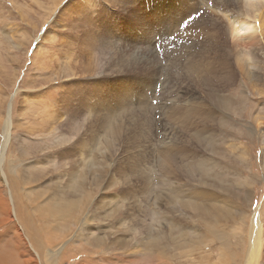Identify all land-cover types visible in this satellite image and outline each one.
<instances>
[{"label": "rangeland", "instance_id": "374dc122", "mask_svg": "<svg viewBox=\"0 0 264 264\" xmlns=\"http://www.w3.org/2000/svg\"><path fill=\"white\" fill-rule=\"evenodd\" d=\"M193 2L176 21L183 10L170 0H0V264H244L239 212L260 220L264 264V41L234 31L242 0ZM248 52L258 82L237 62ZM219 60L235 74L204 85L220 76ZM198 62L218 74L191 70ZM170 142L199 152L210 179L183 181L189 154L163 177ZM200 189L221 203L215 220L204 217L207 200L198 212L179 206ZM80 199L75 226L74 214L51 210ZM208 222L223 245L216 235L198 242Z\"/></svg>", "mask_w": 264, "mask_h": 264}, {"label": "bare ground", "instance_id": "6f19581e", "mask_svg": "<svg viewBox=\"0 0 264 264\" xmlns=\"http://www.w3.org/2000/svg\"><path fill=\"white\" fill-rule=\"evenodd\" d=\"M179 1L178 2L176 1L177 2L176 3V2H173V0H170V5L174 4L173 6H179V8L182 7L181 10H183V14H180V16L177 15L178 19L176 18L177 19L176 21H181L183 18L184 19L188 18V16H187L188 13L192 12L196 8L193 0H181L180 2ZM209 1L213 2L214 5H218L220 7H228V6L235 7V5L238 2H240V0L238 2H235L234 0H209ZM242 2H243V5H245L244 8L246 10V14H245V16H243L244 19H239V20H236V19L232 20L231 19L232 24L234 26L233 27L234 31H238L239 33H242L241 35H248L249 34L248 36H245V39L247 38L249 41L256 39L257 42H259V41L263 42L264 38L262 36V31H261L262 25H258V23H259V21H261L264 18V0H261V2H260V0H252V1L242 0ZM201 18L202 17L198 18V20H196V23H200ZM259 24H261V23H259ZM219 33H220V29L216 28V32L214 35L218 37ZM263 44H264V42H263ZM263 48H264V46H263ZM263 54H264V50H263ZM228 57H229V55H228ZM237 57H238L237 62L241 66V69L246 72L247 77L250 80L258 82L259 81L258 78H261L262 75L260 77L259 74H257L256 71H253V70L254 69L255 70L260 69L259 60L256 59L255 57H253L252 52H248L247 55H242V54L237 55ZM244 58H246L249 61L248 64H245L243 62ZM188 60H190V59H188ZM190 61H191V63L193 62L192 60H190ZM220 61L221 60H219V62ZM216 63H217V61H216ZM231 64L232 63H227L225 60H224V63L220 62V64H219V68L221 70V72L219 73L220 76L214 77V78H207L206 80H202L203 84L204 85L205 84L213 85L212 81L214 82V80L215 81L217 80L218 81L217 83H220V84L223 83V85L227 84L230 80V77L235 74V71L233 70V65H231ZM211 66H210V62H208V63L198 62L197 66H193L192 64H190L191 70H195L198 72H204L208 76H210L212 74H218V72L213 70V68ZM225 70H227V72H225ZM77 96H78V94H77ZM213 96H215V94H213ZM74 102H75V100H74ZM80 103H83V100H81ZM10 108H11V104H9V106L7 108V110H8L7 114L10 113ZM209 117L212 118L211 116H209ZM258 118H260V117L258 116ZM176 119L177 118H175V120ZM179 125L181 127L188 128L189 133H190V131H193V130L195 131L194 135H196L198 133L197 126L195 125V123L192 122V120L190 118H179ZM258 125H260V124H258ZM1 126H2V124H1ZM0 129H1V127H0ZM67 129H69V127ZM71 131H75V129L71 128L69 132H71ZM104 133L112 135V136H114L116 134V132L114 130H111V129L104 131ZM6 144H7V140H4L3 141V147ZM170 144H169V146H166V144H164L165 145L164 151H162V161H161V164H159V170H160V173L162 174V176L170 179V177H168V173L171 170V166H169V164H172V166H176L178 164L177 160L180 157H182L185 154H189L190 155L189 160H192V164L194 165V167L190 168L189 165L187 166V172L184 170L185 178L183 181L192 182V183L196 182L197 185L198 184L203 185L205 182H207V177L208 178L210 177L209 173L211 172V169L209 168V166L207 164V160L205 158H203L202 156L199 157V155L197 154L199 152H197V151H194V150H185L184 151L183 146H182V148H178L175 145H172L173 143L170 142ZM2 160L3 159L0 160V165H1ZM183 165H182V167H183ZM163 172H164V174H163ZM147 180L144 181V183H145L144 186H147V184H148ZM248 192H250V191H248ZM200 200H207L208 201V208H207L206 212L204 213V217L206 218L207 216H210L211 218H209V219L215 220V216L218 215L217 209L219 207H221V203L218 200V197L216 195H214L213 193L205 192V190L202 189L199 192H192V193H189L188 195L178 199L180 207L188 208L194 212H198V211H201L204 209L199 204ZM55 201L56 202H52L50 205L52 212L55 214H58L60 217L65 216L67 218H71V215H73V214L75 215V213H73V211L71 210L72 207H75L77 204H83L84 203L83 199L78 200L75 204L73 203V200H64V201L55 200ZM45 209H47V208H45ZM238 215L239 216H236V218H240L241 223L242 222L247 223L245 236L243 237V239H244L243 241L245 242V248H244V250H245V252H244L245 253V256H244L245 263L244 264H258L260 254H261L262 248H263L262 238H261L262 234H261V229H260V220L258 217H256V214L255 215L251 214L252 216L247 217V218L244 217V213H242V212H239ZM72 219H73V216L69 221H72ZM234 221H235V219H234ZM77 223L79 224V223H81V221L75 215V218L73 220L72 225L75 226ZM241 223L239 226H241ZM217 225H218V222L216 224L214 223V225H211L209 222L205 223V234L201 235L200 239H198V242L203 243L204 241H207V240L209 242H211L210 240H213V236L216 235V238L219 240L220 245H223L222 242L226 241V238H224L225 236L222 234L221 231L217 230ZM81 227H82L81 234H83L82 231L84 229H85L87 234L90 233L91 229L84 228L83 226H81ZM187 233L188 232H185V231L182 232L180 234L179 238L177 239V242L181 241L186 236ZM81 234L74 236V238L78 239V240H83L84 238L82 237ZM91 235H93L92 232H91ZM95 238L98 239L99 241L105 240L104 237H95ZM201 238H203V239H201ZM152 246H154L155 251H156L157 250L156 244H153ZM223 247H221V248H223ZM159 254L164 255L162 252H159ZM89 256H92V253H90ZM88 263H89V261H86V260L83 261V259L77 262V264H88Z\"/></svg>", "mask_w": 264, "mask_h": 264}]
</instances>
